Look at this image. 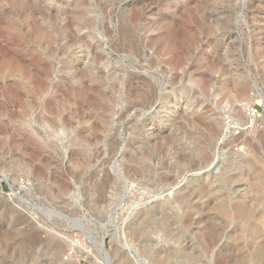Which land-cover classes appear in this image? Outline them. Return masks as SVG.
Segmentation results:
<instances>
[{
    "label": "rangeland",
    "instance_id": "1",
    "mask_svg": "<svg viewBox=\"0 0 264 264\" xmlns=\"http://www.w3.org/2000/svg\"><path fill=\"white\" fill-rule=\"evenodd\" d=\"M0 264H264V0H0Z\"/></svg>",
    "mask_w": 264,
    "mask_h": 264
},
{
    "label": "bare ground",
    "instance_id": "2",
    "mask_svg": "<svg viewBox=\"0 0 264 264\" xmlns=\"http://www.w3.org/2000/svg\"><path fill=\"white\" fill-rule=\"evenodd\" d=\"M182 34V33H181ZM180 34V35H181ZM184 34V33H183ZM243 88V87H242ZM218 119V118H217ZM214 126V125H213ZM216 126V125H215ZM164 134V133H163ZM206 135V134H205ZM215 135V134H214ZM206 153V152H205ZM204 154V153H203ZM197 156V155H196ZM206 157H207V155H205ZM208 156H210V155H208ZM184 157H185V155H184ZM194 163V162H193ZM198 165V164H197ZM187 168H186V170L187 171H190V170H196V169H199L200 167L199 166H194V167H188V166H186ZM183 168V167H182ZM202 168V167H201ZM185 170V171H186ZM170 171V170H169ZM170 176V175H169ZM169 176H167V177H169ZM243 177V176H242ZM168 180V179H167ZM233 180V179H232ZM257 182V181H256ZM258 183V182H257ZM211 184V183H210ZM197 186V185H196ZM208 192V191H207ZM200 193V192H199ZM211 194V193H210ZM182 197V196H181ZM186 197V196H185ZM188 197V196H187ZM189 197H190V195H189ZM177 200V199H176ZM179 200H182V198L181 199H179ZM185 200V199H184ZM202 201V200H201ZM175 202V201H174ZM249 202V201H248ZM219 203V202H218ZM247 204V203H246ZM248 207V206H247ZM251 207V206H250ZM249 209V208H248ZM224 211V210H223ZM238 214V213H237ZM147 215V214H146ZM228 215V214H227ZM226 215V216H227ZM168 216V215H167ZM164 227V226H163ZM116 248V247H115ZM118 252V251H117ZM226 252V251H225ZM221 257V256H220ZM121 259H123V258H121ZM220 261V260H219ZM223 261V260H222ZM223 263V262H222Z\"/></svg>",
    "mask_w": 264,
    "mask_h": 264
},
{
    "label": "built area",
    "instance_id": "3",
    "mask_svg": "<svg viewBox=\"0 0 264 264\" xmlns=\"http://www.w3.org/2000/svg\"><path fill=\"white\" fill-rule=\"evenodd\" d=\"M251 112L253 113V112H255V110L254 111L252 110Z\"/></svg>",
    "mask_w": 264,
    "mask_h": 264
}]
</instances>
